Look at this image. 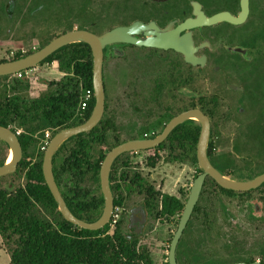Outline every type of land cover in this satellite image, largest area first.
<instances>
[{"label": "flooded vegetation", "instance_id": "obj_1", "mask_svg": "<svg viewBox=\"0 0 264 264\" xmlns=\"http://www.w3.org/2000/svg\"><path fill=\"white\" fill-rule=\"evenodd\" d=\"M115 29L125 33L103 48V78L122 139L156 138L180 114L200 110L209 119L211 164L240 181L264 174V0H0V59H21L69 32ZM73 44L78 59H94L90 45ZM110 81L119 86L121 114L112 109L118 95L111 99ZM201 130L195 120L175 127L153 148L157 165L178 155L191 163ZM233 198L242 217L227 206ZM202 203L196 224L203 231L189 234L185 246L203 238L205 259L264 264V237H255L264 222V184L232 194L209 185Z\"/></svg>", "mask_w": 264, "mask_h": 264}, {"label": "trees", "instance_id": "obj_2", "mask_svg": "<svg viewBox=\"0 0 264 264\" xmlns=\"http://www.w3.org/2000/svg\"><path fill=\"white\" fill-rule=\"evenodd\" d=\"M76 46L73 44L58 50L39 65L50 64L64 74L60 81L47 83L40 92L33 90L35 75L20 79L0 77V125L12 129L19 137L23 158L16 172L23 173L25 178L24 185L14 190L3 187L4 177L0 178V248L8 252L11 264H154L150 248L142 243L143 236L131 226L126 202L137 196L142 199L150 218L155 222L170 223L176 218L180 221L190 198V193L185 201L164 193L144 175L145 168H156L154 149L125 153L116 159L110 182L115 209H121L120 218L116 224L112 218L107 226L97 231L68 222L46 183L43 174L45 151L42 150L46 132L53 138L63 129L85 123L95 106L93 95L89 107L80 111L84 92L91 90L94 94L93 59H78ZM13 60L17 59L0 62ZM136 138L128 135L122 139V129L106 104L97 127L72 137L57 150L53 158L55 179L69 209L77 217L90 223L101 217L104 208L100 186L102 163L111 149ZM197 143V134L194 133L188 159L195 165L198 164ZM8 155V145L0 141V166L6 163ZM181 160L185 161L179 155L168 158V162ZM222 174L236 180L231 175ZM204 183L191 216L195 222L189 221L177 245L178 264H228L223 259L213 261L202 257L203 238L195 237L190 246L184 244L189 234L203 231L197 224L204 208L202 202L207 187L215 185L225 193H235L221 188L211 177H207Z\"/></svg>", "mask_w": 264, "mask_h": 264}, {"label": "water", "instance_id": "obj_3", "mask_svg": "<svg viewBox=\"0 0 264 264\" xmlns=\"http://www.w3.org/2000/svg\"><path fill=\"white\" fill-rule=\"evenodd\" d=\"M125 33L123 29H115L102 36H96L89 32H69L49 43L41 50L23 57L21 59L0 62V77L13 76L23 71H29L39 66L45 59L54 54L61 48L73 43L84 42L91 46L93 51V89L95 97V106L91 117L83 124L66 128L58 132L49 142L43 159V174L46 183L58 204L62 216L72 224L86 230L97 231L107 226L114 213V195L111 189L110 176L112 167L118 157L129 152H139L157 147L166 140L172 130L187 120H197L202 125L201 135L197 145V161L202 172L194 180L190 191V198L186 203L184 212L181 216L179 226L171 242L169 263L177 262V245L180 237L183 235L187 223L194 210L195 203L199 198L204 180L207 177L214 179L223 189L235 192H248L255 190L264 184V174L251 180H233L224 176L210 162L207 149L210 138V124L208 117L200 110H191L180 114L174 118L165 128L164 132L153 139H135L124 142L111 149L101 166L100 186L104 197V208L101 217L95 222H86L77 217L68 207L62 193L58 187L53 171V158L60 146L71 139L83 133L92 131L101 122L106 105V92L103 78V48L115 40H119ZM0 141L6 143L9 147V155L5 164L0 166V178L13 174L18 170L19 163L23 158V148L18 135L10 128L0 125ZM12 155L11 161L9 160ZM146 214V213H145ZM147 215V214H146ZM259 264V263H255Z\"/></svg>", "mask_w": 264, "mask_h": 264}, {"label": "rangeland", "instance_id": "obj_4", "mask_svg": "<svg viewBox=\"0 0 264 264\" xmlns=\"http://www.w3.org/2000/svg\"><path fill=\"white\" fill-rule=\"evenodd\" d=\"M14 49L15 51H18L20 48L16 47ZM109 62L108 74H110L111 69L113 68L112 61L109 60ZM119 63H121V61H119ZM31 75H35L36 77V82L33 84V90L38 92H40L41 89L47 85V83L52 81H60L64 77L63 73L57 72L50 64L37 66L35 69L30 71L29 77ZM112 86L113 85L111 83V89ZM112 92L116 93V95H112V100L116 99V96L118 95L116 99L118 106L115 107L112 105V109L114 107L113 110L117 111L118 114H121V103L120 98H118L120 94L118 84L117 89L115 86H113L111 93ZM198 169V164L195 165L192 162H168L167 160L161 159L156 169L151 170L149 168H145L143 173L149 178L150 183L153 184L156 189H160L164 193L180 197L185 201L191 191L196 176L199 174ZM16 173L5 176L2 179V186L8 190H14L23 186L25 183L24 174L21 172ZM235 200L237 201L238 199L233 198L231 202L227 203V206L231 209V213L235 217L236 215L241 216L240 210L236 208L238 203ZM126 206L130 221L132 219L134 221V223H131V225L135 230H137L139 234L143 236L142 243L150 248L152 257L154 259V264H164L167 262L169 259L171 242L179 226L178 218L174 219L170 223L155 222L152 218L144 213L142 208V199L137 196L131 197L126 202ZM141 220H144L145 223L139 224ZM242 225L245 226L246 224L243 223ZM247 226H249V224H247ZM227 227L228 229L225 230V234H229L231 230L229 226ZM258 227L259 232L255 234V237H264V222L258 223ZM249 240H253V238L249 237ZM0 264H11L10 256L4 248H0Z\"/></svg>", "mask_w": 264, "mask_h": 264}, {"label": "built area", "instance_id": "obj_5", "mask_svg": "<svg viewBox=\"0 0 264 264\" xmlns=\"http://www.w3.org/2000/svg\"><path fill=\"white\" fill-rule=\"evenodd\" d=\"M32 70L33 69H31L29 71L20 72V73L14 75V77L17 78V79L23 78L24 76H27L28 77L30 71H32ZM93 95L94 94H93V92L91 90H86L84 92L83 97H82V101L80 103V111L81 112L85 111L89 107V103L92 100ZM51 139H52L51 133L46 132V135H45V144L42 147V150L46 151V149H47V147H48L49 142H50ZM120 213H121V209L120 208L114 209V213H113V217H112L113 218V224H116L118 222V220L120 218Z\"/></svg>", "mask_w": 264, "mask_h": 264}, {"label": "bare ground", "instance_id": "obj_6", "mask_svg": "<svg viewBox=\"0 0 264 264\" xmlns=\"http://www.w3.org/2000/svg\"><path fill=\"white\" fill-rule=\"evenodd\" d=\"M11 159H12V155L10 156V158H9V160H8V161H11Z\"/></svg>", "mask_w": 264, "mask_h": 264}]
</instances>
